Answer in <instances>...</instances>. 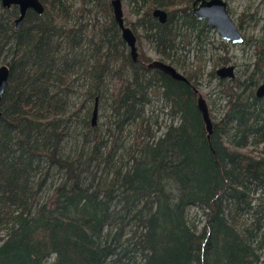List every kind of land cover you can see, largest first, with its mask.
Returning <instances> with one entry per match:
<instances>
[{
  "label": "trees",
  "instance_id": "trees-1",
  "mask_svg": "<svg viewBox=\"0 0 264 264\" xmlns=\"http://www.w3.org/2000/svg\"><path fill=\"white\" fill-rule=\"evenodd\" d=\"M39 1L18 30L0 3V264H262L264 36L225 81L227 46L192 17L194 0H122L157 58L136 63L111 0Z\"/></svg>",
  "mask_w": 264,
  "mask_h": 264
},
{
  "label": "water",
  "instance_id": "water-1",
  "mask_svg": "<svg viewBox=\"0 0 264 264\" xmlns=\"http://www.w3.org/2000/svg\"><path fill=\"white\" fill-rule=\"evenodd\" d=\"M1 7L3 9H10L15 7L18 10V17L15 20V30H18L28 11H32L37 15H42L44 8L39 0H0ZM111 7L114 21L116 22L118 29L121 33V38L125 42L133 63L138 61V40L133 31L126 25L124 21V15L122 10V0H111ZM161 25L166 23L167 14L164 10H155L152 14ZM193 16L199 21H206L207 26L214 29L217 35L222 41L230 42L233 45L243 43L242 36L238 31L236 25L227 14V5L222 0H200L194 3ZM157 68L173 80L188 84V81L182 76L174 67L163 64L153 63L149 65V68ZM233 67H224L216 71V76L219 79H232L233 78ZM9 79V69L6 66H0V105L2 97L5 93L7 83ZM258 98L264 97V85H262L256 92ZM197 108L201 113L202 120L205 124V128L208 134V138L212 134V122L209 117L208 106L204 99L200 96L197 101ZM97 105L94 107L92 114V126L96 125L97 118ZM1 117V112H0Z\"/></svg>",
  "mask_w": 264,
  "mask_h": 264
},
{
  "label": "rangeland",
  "instance_id": "rangeland-1",
  "mask_svg": "<svg viewBox=\"0 0 264 264\" xmlns=\"http://www.w3.org/2000/svg\"><path fill=\"white\" fill-rule=\"evenodd\" d=\"M224 1L228 6V13L231 16L232 20L236 23V25L241 26V32L244 37L245 43L241 46H228L226 56L223 52L216 53L218 54V57H226L227 59H229V65L236 68V77H241L246 72L247 67L253 63L257 43L258 41L262 40L264 36V0ZM122 10L124 21H128L129 23L134 22V18L130 16V10L124 1L122 2ZM137 34L140 37V32H138ZM211 36V41L213 42L214 47H219L218 44L220 40L218 36L213 34ZM138 51L139 53L145 54L153 60L157 59L143 40H141L138 44ZM210 56L211 52H208L207 57L205 58V61L209 65L208 71H210V68L214 63V60L213 63L212 60H208ZM215 85V82L209 83L207 82V80H205L204 86L198 89L201 97L204 99L208 107L210 106L211 102L215 103L214 100H216L214 96L211 97L212 99L210 98V96H208L210 91H217ZM161 117L159 121L162 120ZM262 264H264V259Z\"/></svg>",
  "mask_w": 264,
  "mask_h": 264
},
{
  "label": "flooded vegetation",
  "instance_id": "flooded-vegetation-1",
  "mask_svg": "<svg viewBox=\"0 0 264 264\" xmlns=\"http://www.w3.org/2000/svg\"><path fill=\"white\" fill-rule=\"evenodd\" d=\"M196 1H200V0H194L192 3L188 4L189 11H190L192 17H194V16H193V10H194V3H195ZM205 1H209V0H205ZM222 1H224V0H222ZM224 2H225V1H224ZM225 4H226V2H225ZM226 5H227V4H226ZM166 14H167V13H166ZM227 14L229 15V13H228V6H227ZM167 17H168V14H167ZM229 17L231 18L230 15H229ZM194 18L196 19V21H197L198 23H201V24L206 25V27L212 32L213 35H217V33L215 32L214 29H211V28H209V27L207 26L206 21H199L196 17H194ZM231 19H232V18H231ZM166 21H167V20H166ZM232 21H233V20H232ZM233 22H234V21H233ZM234 24L236 25L235 22H234ZM236 27H237L238 31L240 32V34H241V36H242L243 43L238 44V45H233V44L230 43V42L222 41V40L220 39V37L217 35L218 38H219V40H220L219 43H223L224 45L227 46V48H228V46H241V45H244L245 40H244V37H243L242 32H241V26L236 25ZM212 43H213V42H212ZM210 57H211V56H210ZM214 58H216V57H214ZM228 61H229V59H228ZM148 67H149V66H148ZM224 67H233V68H234V66H230V65H229V62H228V64H227L226 66H221V67L218 68V69H221V68H224ZM218 69H216V71H217ZM216 71H215V75H216ZM178 72H179V71H178ZM235 72H236V68H234V71H233V78H232V79H219L217 76H216V77H217L219 80L233 81V80H235V79L237 78ZM179 73H180V72H179ZM180 74H181V73H180ZM181 75H182V74H181ZM262 85H264V82H261V83L258 84V86H257V88H256V90H255V96H256V97H257L256 92H257V90H258ZM257 98H258V97H257ZM262 98H263V97H262ZM262 98H258V99H262Z\"/></svg>",
  "mask_w": 264,
  "mask_h": 264
}]
</instances>
